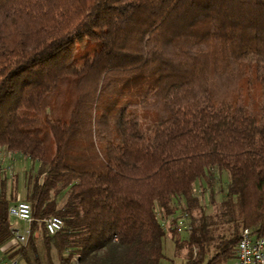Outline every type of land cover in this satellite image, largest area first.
Segmentation results:
<instances>
[{
  "label": "trees",
  "instance_id": "obj_1",
  "mask_svg": "<svg viewBox=\"0 0 264 264\" xmlns=\"http://www.w3.org/2000/svg\"><path fill=\"white\" fill-rule=\"evenodd\" d=\"M263 88L264 0H0V149L36 166L11 258L159 264L167 235L186 264L234 257L242 229L264 235ZM221 174L215 221L200 195ZM49 216L63 220L53 234Z\"/></svg>",
  "mask_w": 264,
  "mask_h": 264
},
{
  "label": "built area",
  "instance_id": "obj_2",
  "mask_svg": "<svg viewBox=\"0 0 264 264\" xmlns=\"http://www.w3.org/2000/svg\"><path fill=\"white\" fill-rule=\"evenodd\" d=\"M20 156L15 151L0 149V180L3 176L11 177L15 171V160ZM5 159L8 161L6 162ZM9 215L25 222L32 220V208L25 201H18L11 204L8 209ZM45 227L50 234L60 230L63 220L58 216H49L43 219ZM166 225L167 222L163 220ZM174 228L179 233H187L191 229L188 217L185 213L175 216ZM15 239L20 243H25L29 235V227L23 232L12 231ZM0 264L6 263L0 259ZM235 264H264V235H256L250 229L244 228L239 234L235 247Z\"/></svg>",
  "mask_w": 264,
  "mask_h": 264
},
{
  "label": "rangeland",
  "instance_id": "obj_3",
  "mask_svg": "<svg viewBox=\"0 0 264 264\" xmlns=\"http://www.w3.org/2000/svg\"><path fill=\"white\" fill-rule=\"evenodd\" d=\"M261 101H262L261 102L262 107L264 108V88H263ZM263 114H264V111H263ZM17 158L21 160L20 164L19 163L16 164L15 171H14L15 175H17V182H16V178L12 184L10 183L11 181L10 180L7 182L5 187H6L7 196L9 198L11 196L10 194L14 193L16 198L18 196L19 199L23 200V196L26 192L25 185H24V176L25 174L29 173L31 170L35 169L36 166L34 165V168H32L33 163L24 157L18 156ZM19 159L17 160L18 162H19ZM226 180H227V174L219 175V181L213 185L212 197H210L209 191H207L205 195H202L198 189L199 187L196 185L197 189L195 190L198 194L199 193L201 194L200 196L202 198L201 199L202 204L204 205V208L206 209V212L208 213V215L211 217L210 220H215V221L219 220L218 214L223 209L220 206V202L223 199V186L225 185ZM10 217H11L12 222L14 223V227L19 230H22L24 223L21 221L15 222L16 220L15 217H12V216ZM231 223L232 222H229L227 221V219H225L224 223L216 224L215 227H216V234L218 236V240H216V243H213L211 245L212 252H213V249H219V245L218 246L216 245L218 244L219 239L223 240L229 235L228 228L231 225ZM186 254H187L186 247L182 249L179 248L177 246L175 239L170 237V235H167L163 240V257L161 258L159 264H186V261H185ZM54 261H56L55 256H54ZM222 264H234V257H230L227 261H225Z\"/></svg>",
  "mask_w": 264,
  "mask_h": 264
},
{
  "label": "crops",
  "instance_id": "obj_4",
  "mask_svg": "<svg viewBox=\"0 0 264 264\" xmlns=\"http://www.w3.org/2000/svg\"><path fill=\"white\" fill-rule=\"evenodd\" d=\"M19 157H23V156H19ZM19 158H16V160H15V166H16V164L17 163H19L20 164V159H19V162L17 161ZM5 161L7 162L8 160L7 159H5ZM13 175H15V173L13 174ZM11 176L10 178H8V176H3L2 178H5V180H7V182L8 181H10V183L12 184L14 181H15V178H16V182H17V175H15V176ZM18 201H22L21 199H19V197L17 196V198H15V200H14V202H12L11 204H14V203H16V202H18ZM16 220H15V222L17 221V222H19V221H21V222H23L24 223V226H23V229L22 230H19V229H17V228H15L14 227V223L12 222V220H11V222H12V227H13V229H12V231L13 230H18L19 232H23L27 227H29V223L28 222H25V221H22V220H20V219H18V218H15ZM33 236L35 237V238H38V232H35V233H33ZM26 243V242H25ZM25 243H20V242H18L16 239H15V236H14V234H13V238L12 239H10L7 243H5L3 246H0V259L3 261V262H6V263H14V264H25L24 263V261L22 260V259H20V257L19 256H17L16 258H11V255L14 253V251L18 248V246L20 245V244H25ZM234 264H235V256H234Z\"/></svg>",
  "mask_w": 264,
  "mask_h": 264
}]
</instances>
